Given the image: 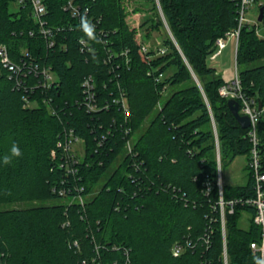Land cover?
Returning a JSON list of instances; mask_svg holds the SVG:
<instances>
[{"label":"trees","instance_id":"obj_1","mask_svg":"<svg viewBox=\"0 0 264 264\" xmlns=\"http://www.w3.org/2000/svg\"><path fill=\"white\" fill-rule=\"evenodd\" d=\"M16 1L0 0V44L14 62L26 53L50 66L56 82L28 92L34 76L17 88L0 66V264H222L216 151L222 169L239 155L247 161L251 142L250 129L219 95L223 79L208 60L215 40L236 28V2L70 0L79 9L73 17L65 10L69 0H42L54 40L48 47L30 7ZM128 4L150 15L140 26L152 30L164 29L160 9L171 33L160 42L164 54L149 48L147 61L138 52ZM260 8V35L243 25L234 60L242 92L264 104V1ZM158 74L163 77L156 81ZM88 77L101 108L91 113L81 86ZM174 86L181 88L164 98L162 89ZM121 93L127 116L116 102ZM24 95L37 105L24 107ZM68 128L82 138L85 155L80 181L68 177L65 188L73 196L83 187L84 207L53 192L63 173L51 170L50 153ZM256 136L264 172V113ZM245 169V185L222 184L223 201L254 196ZM243 212L246 229L238 226ZM253 214L242 204L225 212L229 264L255 263L249 243L259 239L260 228ZM185 239L192 247L173 257L171 245ZM74 241L78 248L68 246Z\"/></svg>","mask_w":264,"mask_h":264},{"label":"built area","instance_id":"obj_2","mask_svg":"<svg viewBox=\"0 0 264 264\" xmlns=\"http://www.w3.org/2000/svg\"><path fill=\"white\" fill-rule=\"evenodd\" d=\"M236 2L238 8L236 10V28L232 31L226 32L224 36L218 37L215 40V51L210 56V61H214V59L220 55L221 51L227 46L228 41L233 39L235 43V51L237 47V41L239 36V31L243 25H253L256 33L260 35V30L258 28L257 19L251 21L246 18V12L252 5H261L262 2L259 0H233ZM17 5L25 6L28 5L31 10V16L38 24V32L43 36L46 40L48 47H53V33L52 29L46 27V23L44 20V16L46 14V8L43 4L42 0H17ZM65 10H69L73 17L79 16V9L72 4L69 0ZM81 47L86 48V42L80 40ZM139 49L138 52L144 56L145 60L149 61L151 59V55L148 54L149 48L144 45L142 42L138 41ZM166 49L164 47L157 48L156 54L162 55L164 54ZM126 51H124V54ZM0 66L5 71L7 78L13 80L14 85L17 88H25L26 82L25 79L27 76H34L36 79V83L34 85L27 86L28 92H33L34 89H48L56 82V76L54 71L50 66H41L31 57H29L26 53L23 54L22 57L19 58L18 63L11 60L9 51L6 45L0 44ZM149 75L150 72L148 71ZM162 74H158L156 81L161 80ZM83 88V93L85 97L83 98V106L86 112H96L101 108L97 107L94 101V84L92 82L91 77L84 79L81 84ZM25 90V89H24ZM27 91V90H25ZM162 95H165V88L161 91ZM218 93L221 97L225 99H233L238 102V109L240 115H245L248 117L250 125L248 127L249 137L251 142V148L249 151V156L246 161V166L248 168V172L250 173L252 186L254 189V196L247 198H236L229 201H223L221 194V186L222 184L219 182V178L217 177V185L219 191L218 198V209L220 214V231H221V239H222V250L220 254V261L222 264H229L227 248H226V229H225V212L232 213L235 205L242 204L246 205L253 209V223L260 228V235L257 241H251L249 243V249L254 254L255 263L254 264H264V172L261 171V155L260 149L258 147V139L256 136V127L260 120L262 113H264V104L261 103V108H258V103L249 96L245 95L240 86V82L237 76L236 66L234 68V73L227 80L223 81V84L219 87ZM24 101V107H35L37 105L36 101H31L29 95H24L22 97ZM44 103L49 104V100L44 99ZM121 109L123 110L125 116L128 115V108L125 97L123 93L120 94L118 101ZM106 107V106H105ZM156 108L160 109V103H157ZM50 111L52 114L55 113L54 109L50 107ZM126 134L129 130L125 131ZM81 144L82 149L79 150L77 145ZM217 149V140L215 142ZM125 149L128 153L132 152V141L127 140L125 143ZM85 151L83 140L78 135L75 134L73 129L68 128L65 129L62 134L57 135V140L55 143V149L50 153V159L53 163L51 170L57 168L63 173V176L60 178V186L59 188L54 187L53 192H57L63 198L68 197L69 200L66 201L67 204H71L72 202H76L80 205V207H84L86 194L83 193V187L76 188V193L73 196H70V192L65 188L67 185V178L71 177L73 180L76 179V175L78 174V165L81 163L84 158ZM216 161H217V174L220 170L219 163V155L218 149L216 151ZM71 179V180H72ZM80 181V178L76 179ZM207 192L209 191V185H206ZM208 234L212 235V230L208 227ZM206 243L210 244V239H206ZM69 247L78 248V244L76 241L68 245ZM192 247L191 242L187 239L184 241L174 242L170 247V253L173 257H179L182 255L188 248ZM124 255L126 261H128V250H124ZM211 264V263H210Z\"/></svg>","mask_w":264,"mask_h":264},{"label":"rangeland","instance_id":"obj_3","mask_svg":"<svg viewBox=\"0 0 264 264\" xmlns=\"http://www.w3.org/2000/svg\"><path fill=\"white\" fill-rule=\"evenodd\" d=\"M263 3L264 0H259ZM139 3V2H138ZM129 8V15L127 16L126 20L128 25L130 27L136 28V39L137 41L142 42L144 45H146L148 48H151L153 50H157V48L161 47V40L164 38L165 33L167 32V29L165 27L166 22L164 21L162 17V13L159 9V14L161 16L162 22H163V28H159L157 30H152L149 28V24H145L143 26H140L141 23L145 19V15H149L147 12L141 11H134L132 12L134 7H138L134 4H128ZM146 16V17H147ZM150 16V15H149ZM258 16V7L256 5H252L248 11L246 12V18L250 19L251 21H254L257 19ZM167 26V24H166ZM169 30V29H168ZM170 32V31H169ZM169 35V33L167 32ZM149 35V36H148ZM171 37V35H169ZM234 40H230L228 45L224 50L221 51V55L216 58L214 61L208 60V63L215 67L222 75V72L228 69H233L232 74L234 73L235 68V51L233 48ZM181 88L180 86H174L167 89L165 96H168L172 91L177 90ZM148 120H146L145 123H147ZM78 149H82V145L78 143L77 145ZM246 164V157L243 155L236 156L233 161H231L228 165L222 167V169L218 172V178L219 182L221 184H226L230 186H242L246 184L247 181V170L245 169ZM249 222V214L247 212H243L242 216L238 222V226L242 229H246L248 227Z\"/></svg>","mask_w":264,"mask_h":264},{"label":"water","instance_id":"obj_4","mask_svg":"<svg viewBox=\"0 0 264 264\" xmlns=\"http://www.w3.org/2000/svg\"><path fill=\"white\" fill-rule=\"evenodd\" d=\"M262 15H263V9L260 8L258 11V16H257V21L260 22L262 20ZM165 27L167 29V32L169 33V35H171V33L168 30V27L165 24ZM258 108H261V102L258 101ZM227 106L229 111L231 112V114L233 115V117L236 119V121L238 122V124L242 127V128H248L250 125L249 119L247 116L245 115H240L239 114V109H238V102L233 100V99H228L227 100Z\"/></svg>","mask_w":264,"mask_h":264},{"label":"crops","instance_id":"obj_5","mask_svg":"<svg viewBox=\"0 0 264 264\" xmlns=\"http://www.w3.org/2000/svg\"><path fill=\"white\" fill-rule=\"evenodd\" d=\"M231 40H232V39H231ZM229 41H230V40H229ZM229 41H228V43H229ZM227 45H228V44H227ZM225 48H226V47H225ZM225 48H224V49H225ZM233 48H234V51H235V43H233ZM224 49H223V50H224ZM220 55H221V53H220ZM220 55H218L216 58H218ZM216 58H215L214 60H216ZM232 70H233V69L225 70V71L222 72V75L219 73V74L221 75L223 81H224V80H227V79H229V78L231 77V75H232ZM217 73H218V71H217Z\"/></svg>","mask_w":264,"mask_h":264},{"label":"clouds","instance_id":"obj_6","mask_svg":"<svg viewBox=\"0 0 264 264\" xmlns=\"http://www.w3.org/2000/svg\"><path fill=\"white\" fill-rule=\"evenodd\" d=\"M12 151L13 153L18 154V150L15 147H13Z\"/></svg>","mask_w":264,"mask_h":264}]
</instances>
